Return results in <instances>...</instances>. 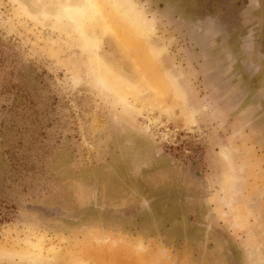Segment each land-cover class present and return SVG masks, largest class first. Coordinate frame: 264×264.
<instances>
[{
  "label": "rangeland",
  "instance_id": "374dc122",
  "mask_svg": "<svg viewBox=\"0 0 264 264\" xmlns=\"http://www.w3.org/2000/svg\"><path fill=\"white\" fill-rule=\"evenodd\" d=\"M21 1L36 19L0 0V246L43 236L70 262L264 264V0H136L161 59L118 17L88 23L109 66L150 87L144 117L71 80L91 49L39 14L55 0ZM166 69L204 105L196 124ZM219 143L245 166L237 196Z\"/></svg>",
  "mask_w": 264,
  "mask_h": 264
},
{
  "label": "bare ground",
  "instance_id": "6f19581e",
  "mask_svg": "<svg viewBox=\"0 0 264 264\" xmlns=\"http://www.w3.org/2000/svg\"><path fill=\"white\" fill-rule=\"evenodd\" d=\"M11 1L18 6L19 11L26 17L37 18L36 14L30 11L21 0ZM55 3L54 12L49 13L42 5L39 14L43 17H50L55 21H67L79 34L83 47L86 50L91 49L87 64L88 77L82 78L74 72L71 75V80L76 85L83 82H92L97 89L103 92L106 98L113 103L117 102L125 106L126 113H137L144 117L149 102L146 93L150 87H144L142 83L145 80L134 82L112 69L107 61L95 51L101 39L89 34L86 25L95 21V26L100 23V26L103 25V28L110 31L112 30L109 24L110 17H118L135 28L136 34L144 39L148 50L156 58L161 59L163 52L157 47V43L152 41L153 38L159 39V36L156 35L157 29L148 18L145 10L141 8L136 0H55ZM106 8L110 9L109 16H105L103 13ZM164 76L172 95L179 102V105L187 110L195 124L198 116H207L204 105L198 103V101L195 102L191 97L188 81L180 72L166 69ZM153 125L154 123L151 124V126ZM150 129L152 128H148V130ZM220 141L218 140V142ZM219 144L220 159L228 170L225 180L230 184L234 195L237 196L240 192L241 175L244 173L245 166L243 163L237 164L235 154L238 153V150L236 148ZM229 205L231 206V204ZM108 240L109 237L104 242ZM96 241L98 244L103 242L99 238H96ZM137 249L142 250L144 247L140 246ZM0 261H8L14 264H87L80 257H75L70 262L68 253L63 252L59 246L46 244L43 236H39L35 240L30 236H26L25 239L18 240L10 247L0 246Z\"/></svg>",
  "mask_w": 264,
  "mask_h": 264
},
{
  "label": "flooded vegetation",
  "instance_id": "af4514ba",
  "mask_svg": "<svg viewBox=\"0 0 264 264\" xmlns=\"http://www.w3.org/2000/svg\"><path fill=\"white\" fill-rule=\"evenodd\" d=\"M252 0H247V2H248V4H251L252 2H251ZM247 4V5H248ZM213 20V19H212ZM222 24V23H221ZM224 24H222V26H223ZM221 58H226V59H228V60H235V59H237L238 60V58H236V56H235V53L233 52V51H230V52H228L227 51V53H224V52H221V56H220ZM234 61L233 62V67L235 66L234 64H236L238 61ZM244 64V67H245V63H243V62H240V65H243ZM246 72H247V70H245Z\"/></svg>",
  "mask_w": 264,
  "mask_h": 264
}]
</instances>
